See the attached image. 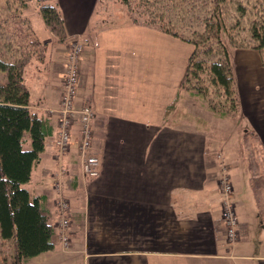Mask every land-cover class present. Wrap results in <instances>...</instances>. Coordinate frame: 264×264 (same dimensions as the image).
I'll return each instance as SVG.
<instances>
[{"label":"crops","instance_id":"crops-1","mask_svg":"<svg viewBox=\"0 0 264 264\" xmlns=\"http://www.w3.org/2000/svg\"><path fill=\"white\" fill-rule=\"evenodd\" d=\"M50 1L60 10L66 39L58 42L38 21L46 54L24 75L30 109L52 129L23 186L30 199L40 198L53 228V249L32 259L48 254L54 264L56 254H64L67 264H264V207L256 204L240 159L243 140L227 149L226 118L178 101L192 45L128 24L124 12L110 8L115 0ZM73 38L83 44L76 103L90 104L95 113L91 149L100 166L93 180L81 175L77 135L63 157L55 156V111ZM235 61L241 114L264 146V67L249 50ZM222 166L230 173L238 221L233 243L220 214ZM59 167L70 206L66 250L58 241L53 189ZM233 177H240L236 189Z\"/></svg>","mask_w":264,"mask_h":264},{"label":"trees","instance_id":"trees-1","mask_svg":"<svg viewBox=\"0 0 264 264\" xmlns=\"http://www.w3.org/2000/svg\"><path fill=\"white\" fill-rule=\"evenodd\" d=\"M115 1L124 7L128 24L169 34L193 46L179 86L181 92L188 90L197 95L207 109L220 118L237 119L241 116L230 53L221 42V33L226 31L223 8L231 0H199L207 11L204 30L203 34H196V38L191 40L180 38L162 23V18L156 13L161 0ZM5 3L11 9L8 12L5 10L0 18V240L9 241L13 246L9 264H25L28 259L53 249V228L40 198L30 199L28 191L23 188L44 150L45 138L52 130L47 119L30 109V93L25 85L24 71L34 60L44 58L48 44L36 34L37 27L26 9L30 6L36 8L41 17L36 22H42L58 42L66 39V33L60 10L54 1L5 0ZM234 5L236 12L243 16L245 6L239 1ZM252 8L258 12L259 18L254 19L248 28L247 44L258 51L264 66V0L252 5ZM229 46L234 45L230 43ZM238 47L244 46L235 48ZM241 134L240 159L247 163L250 188L256 204L261 208L264 207V202H261L264 146L252 129L247 128ZM246 139H252L259 151L258 165L262 164L259 172L251 169L243 154Z\"/></svg>","mask_w":264,"mask_h":264},{"label":"rangeland","instance_id":"rangeland-1","mask_svg":"<svg viewBox=\"0 0 264 264\" xmlns=\"http://www.w3.org/2000/svg\"><path fill=\"white\" fill-rule=\"evenodd\" d=\"M236 1H239L243 6H245L246 12L245 14H243V16H240L236 12V7L234 5V2ZM259 1L260 0H231V1L226 2L225 7L223 8L222 16H223L224 24L226 26V31L221 33V42L229 50L237 90L239 86L237 82L236 69H235L236 54L240 53L241 50H249V51L258 53V51H256L255 49H251L252 46L248 45L247 42L249 41L248 28L254 19L259 18L258 12H256L252 8V5L257 4V3L259 4ZM110 8L112 10H117L119 14L121 15L124 12V7L121 5L120 2L118 3L116 1H114V3L112 2V4L110 5ZM10 9H11V6L6 5L5 0H0V18L3 17L5 10L8 12L10 11ZM26 11H27V14L30 15L31 19L34 20L33 22L36 23V24L34 23L35 27H38L36 20L41 17L39 13L37 12L36 8L34 6H30L26 9ZM206 12L207 11H205L204 7L201 6V3L199 0H192L189 3L187 0L185 1L161 0L160 6H158V9L156 11V13L160 16V18H162V23L169 30L174 31L177 34H179L180 38L190 39V40L194 38L196 34H197L196 36H198V34H203L204 19L206 17ZM230 43L231 45H234V46H229ZM236 46H244V47L235 48ZM27 67L25 68V74H24L26 77L28 75ZM196 96L197 95H193V93L187 90V91L182 92V95L180 96V99L178 101L180 104L183 105L184 108L186 106L196 107L197 105L203 107L204 104ZM223 121L226 123L225 145H227V142H228L227 125H230V129H231L229 140L232 145L226 146V148L229 149V147H233L235 149L237 148L239 137H241V140H242V136H241L242 131L249 128V122L246 119V117H244V115L242 114L237 119L226 118V120H223ZM219 131L221 132V130ZM245 142L246 143L244 146L243 154L245 155L246 160L249 161L251 169L255 170L256 172H259L261 168L260 166H262V164L258 165L259 164V161H258L259 151L253 144L252 139H246ZM244 166L246 170L249 172V170L247 169L246 161H245ZM229 172H232V171H229ZM237 172H245V170L239 169L237 170ZM233 180H234V189H236L235 182L240 180V177H233ZM23 186L25 187V185ZM239 193L241 194V192ZM261 202H264V189L261 193ZM56 246L57 247L55 251L57 252L60 251L58 244ZM63 253H67V252H63ZM48 256L49 255L47 254V255H42L41 257H37L35 259L31 258L28 261H26V264H50L48 262ZM56 256H57L56 260L58 263H54V264H67L64 261V258L67 255L56 254ZM12 257H13V246L11 242L0 240V264H9L12 260Z\"/></svg>","mask_w":264,"mask_h":264},{"label":"built area","instance_id":"built-area-1","mask_svg":"<svg viewBox=\"0 0 264 264\" xmlns=\"http://www.w3.org/2000/svg\"><path fill=\"white\" fill-rule=\"evenodd\" d=\"M83 46L78 39H71L65 56V73L62 80V95L57 111V135L55 139L56 158L60 159L68 152L72 145L73 127L78 128V139L76 140L77 156L80 165V172L85 180H92L99 176L100 161L91 150L92 142V120L94 111L89 104L77 106L76 96L79 84L80 58ZM63 167H59L58 175L53 183L56 194L58 211V241L65 250L69 248L70 207L63 192L61 176ZM219 193L221 196V218L225 227L227 240L233 243L237 239V218L230 201L232 184L226 169H223L219 181Z\"/></svg>","mask_w":264,"mask_h":264}]
</instances>
